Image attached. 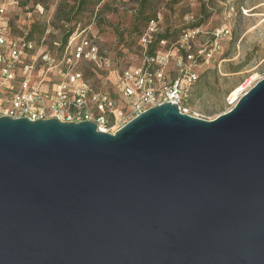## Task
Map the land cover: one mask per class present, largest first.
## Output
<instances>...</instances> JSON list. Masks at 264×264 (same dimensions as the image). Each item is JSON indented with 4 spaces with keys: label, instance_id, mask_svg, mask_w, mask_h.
<instances>
[{
    "label": "water",
    "instance_id": "obj_1",
    "mask_svg": "<svg viewBox=\"0 0 264 264\" xmlns=\"http://www.w3.org/2000/svg\"><path fill=\"white\" fill-rule=\"evenodd\" d=\"M0 264H264V79L212 121L0 118Z\"/></svg>",
    "mask_w": 264,
    "mask_h": 264
},
{
    "label": "rangeland",
    "instance_id": "obj_2",
    "mask_svg": "<svg viewBox=\"0 0 264 264\" xmlns=\"http://www.w3.org/2000/svg\"><path fill=\"white\" fill-rule=\"evenodd\" d=\"M10 1L15 5L0 0V8L5 9L11 37L43 40L44 49L57 58L63 57L64 47L54 49L53 43H62L67 32L106 51V68L79 62L76 69L94 90L115 99L117 111H126L117 81L126 68L141 67L139 37L145 24L133 14L138 0H102L95 8L87 0L77 10L72 9L74 0ZM150 7L146 15L158 21L159 34L168 36L154 50H170L182 33L196 25L199 34L188 45L202 55L211 49L208 61L196 67L198 81L189 88L187 107L194 115L215 120L229 110V92L240 84L254 85L264 79V0H152ZM213 34H217L215 47L211 46ZM171 69L172 63L166 70ZM172 75L166 73V81Z\"/></svg>",
    "mask_w": 264,
    "mask_h": 264
},
{
    "label": "built area",
    "instance_id": "obj_3",
    "mask_svg": "<svg viewBox=\"0 0 264 264\" xmlns=\"http://www.w3.org/2000/svg\"><path fill=\"white\" fill-rule=\"evenodd\" d=\"M2 1L15 5L10 0ZM157 24L156 20L149 22L140 38L141 67L126 68L119 77V92L126 111H117L115 99L94 90L76 69L79 62L106 68V51H99L88 39L73 34L64 46L63 57L57 58L44 49L43 40L37 43L26 35L11 37L5 9L0 8V118H26L32 122L56 119L61 123L88 121L107 134L115 133L144 111L161 104H174L181 114L201 119L187 107L188 92L198 81L196 67L208 61L211 49L202 55L201 51L195 53L190 48L188 43L199 34L193 29L182 33L170 50L150 54L147 48L155 37ZM213 37L211 46L215 47L217 34ZM53 46L61 45L54 42ZM171 63L174 69L166 70ZM38 72L40 75L35 78ZM170 72L172 78L166 81V73ZM254 85L243 83L229 92L227 112Z\"/></svg>",
    "mask_w": 264,
    "mask_h": 264
},
{
    "label": "trees",
    "instance_id": "obj_4",
    "mask_svg": "<svg viewBox=\"0 0 264 264\" xmlns=\"http://www.w3.org/2000/svg\"><path fill=\"white\" fill-rule=\"evenodd\" d=\"M86 1L87 0H74V6H73L72 9L77 10L79 7H83L84 4H85L84 2H86ZM101 1L102 0H89V2L86 3V4H90L91 3V6L92 7L94 6V8H95V7H97V5ZM151 2H152V0H138V2H137L138 9L137 10H133V14L136 15V18L143 20V23L145 24V27H144L143 31L140 33L139 41H140V38L143 36L142 34L145 32V30H146L147 25L149 24V22L156 20L155 18H152V16L146 15V13H149V10H151V7H150V3ZM80 4H81V6H80ZM203 8H205V4H203ZM33 27H35V25ZM197 27H199V25L194 26L191 30L198 29ZM31 35H32L31 33L28 34V36H31ZM71 35H73V34H71L70 32H67V34H65L64 37H63L64 38L63 39V42L62 43H59L61 45V49L62 50H63V47L66 45V43H67V41H68V39H69V37ZM179 38L177 39V41L179 40ZM28 39H30V38L28 37ZM167 40H168V36L166 34L165 35L164 34H159V32L157 30V32L155 33V37H154L152 43L147 48L148 52L150 54H155L156 52H158L157 50H154L155 46L161 45V42H165L166 43ZM54 49H55V47H54ZM59 49H56V50H59ZM98 50L99 51H104V50L99 49V48H98ZM88 65H90L91 67L95 68L90 63H88ZM83 77H84V80L87 82V80L85 79V76L84 75H83ZM118 85H119V82H118ZM118 85H117V91L119 90V86Z\"/></svg>",
    "mask_w": 264,
    "mask_h": 264
}]
</instances>
